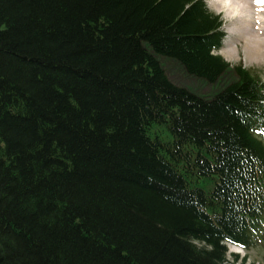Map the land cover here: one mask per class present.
Returning a JSON list of instances; mask_svg holds the SVG:
<instances>
[{"label":"trees","instance_id":"1","mask_svg":"<svg viewBox=\"0 0 264 264\" xmlns=\"http://www.w3.org/2000/svg\"><path fill=\"white\" fill-rule=\"evenodd\" d=\"M221 27L203 0H0V264H227L224 243L252 246L264 83L213 54Z\"/></svg>","mask_w":264,"mask_h":264},{"label":"rangeland","instance_id":"2","mask_svg":"<svg viewBox=\"0 0 264 264\" xmlns=\"http://www.w3.org/2000/svg\"><path fill=\"white\" fill-rule=\"evenodd\" d=\"M208 9L215 14H219L223 19V31H224V40L227 38L226 30L230 29L234 32L227 40L224 41V45L217 55H220L231 67L241 64L245 70H248L250 73H256L260 78L264 81V58L263 59H255L252 56H248L244 51V40L245 38L241 36L239 30L237 29V25L235 22L241 17H245L248 21V24L254 25L253 30H257V25L260 22L264 23V11L254 10L256 8V4H254V0H250V4L252 3L255 6L253 10H248L246 5H240L237 3V0H204ZM216 1V2H213ZM232 3L234 5H232ZM251 4V5H252ZM232 5V7H230ZM223 9V10H222ZM236 9L240 11L241 14L236 12ZM217 11L221 13H217ZM242 11H245L242 14ZM256 22H254L253 18ZM249 27V29H250ZM262 27V26H260ZM263 28V27H262ZM252 30L253 33H255ZM260 36L264 41V32L262 29L260 32L256 33ZM228 50H232L233 56H226V52ZM168 80L176 86H180L183 88H188L195 92L200 96H210L212 89L209 86L203 85L201 81L192 79L187 77L182 69L175 63L169 59L158 58ZM246 63V64H245ZM250 65V66H248ZM165 136V134H163ZM262 233H258L257 237L255 236L253 241V246L248 250H241L232 248L228 246V254H227V264H264V227L262 229ZM234 255L238 256L237 260L234 261Z\"/></svg>","mask_w":264,"mask_h":264},{"label":"bare ground","instance_id":"3","mask_svg":"<svg viewBox=\"0 0 264 264\" xmlns=\"http://www.w3.org/2000/svg\"><path fill=\"white\" fill-rule=\"evenodd\" d=\"M219 1V0H217ZM213 2H216V1H213ZM237 3L242 5H246V7L248 8V10H253V7L252 6H255L250 4V0H237ZM254 4H256V8H254V10H260V11H264V0H254L253 2ZM232 5H234L232 3ZM232 5H230V7H232ZM209 7V5H208ZM210 9V8H209ZM223 10V9H222ZM255 10V11H256ZM236 12H238L239 14L240 11H238V9H236ZM217 13H221L220 11ZM245 11H242V14H244ZM253 18V17H252ZM254 20V18H253ZM254 22H256L254 20ZM235 24L237 25V29L239 30L241 36H243L245 38L244 40V51L245 53L249 56H252V58L254 57L255 59H263L264 58V41L263 39L260 38L259 35H257L256 33L257 32H260L261 29H262V32H264V23L260 22V24L257 25L258 29L257 30H253V28L255 27L254 25L252 26L251 24V27H250V24H248V21L245 17L241 16L236 22ZM262 26V27H260ZM250 27V29H249ZM252 30L255 32L253 33ZM226 35H227V38H229L231 35L234 34V32L230 29L226 30ZM227 38L225 40H227ZM224 40V41H225ZM226 56L230 57V56H233V53H232V50H228L226 52ZM246 64V63H245ZM250 66V65H248Z\"/></svg>","mask_w":264,"mask_h":264},{"label":"snow or ice","instance_id":"4","mask_svg":"<svg viewBox=\"0 0 264 264\" xmlns=\"http://www.w3.org/2000/svg\"><path fill=\"white\" fill-rule=\"evenodd\" d=\"M258 2H259V0H258Z\"/></svg>","mask_w":264,"mask_h":264}]
</instances>
